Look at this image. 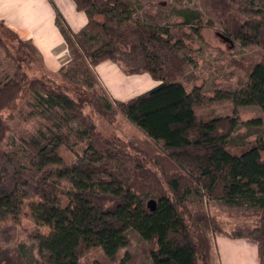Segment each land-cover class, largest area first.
Listing matches in <instances>:
<instances>
[{"label": "trees", "instance_id": "trees-1", "mask_svg": "<svg viewBox=\"0 0 264 264\" xmlns=\"http://www.w3.org/2000/svg\"><path fill=\"white\" fill-rule=\"evenodd\" d=\"M208 1L220 7L229 38L259 48L235 61L246 76L241 87L217 89L211 97L200 88L188 90L184 80L196 50L183 29L200 38L203 28L196 11H180L179 22L158 25L134 0H72L86 17L73 32L56 9L54 24L77 69L93 73L110 61L127 76L147 74L157 83L125 101L110 98L101 86L95 90L45 73L39 50L0 21L16 45L0 39L15 67L0 84V144L13 118L11 106L28 92L35 119L16 146L0 147V225L17 221L31 191L37 201L30 216L48 229L35 236L45 264H101L89 255L81 260L89 248H99L108 262L131 264L128 254L120 256L127 230L149 245L151 264H213L217 236L254 242L258 264H264V143L230 142L237 107L264 111V0ZM223 100L233 106L231 115L198 120L201 106ZM118 115L143 140L121 142L98 129L96 117L112 125ZM203 199L247 205L255 221L227 229ZM17 253L0 250V264H18Z\"/></svg>", "mask_w": 264, "mask_h": 264}, {"label": "rangeland", "instance_id": "rangeland-1", "mask_svg": "<svg viewBox=\"0 0 264 264\" xmlns=\"http://www.w3.org/2000/svg\"><path fill=\"white\" fill-rule=\"evenodd\" d=\"M139 8V12L147 17L148 20L153 19V23L158 25L166 24V22H179L180 11H196L199 13V20L203 25L201 37L198 38L189 32L187 28L183 29L189 40L192 42V49L196 50L193 55L194 63L192 68L185 76L186 88L189 90L193 87L200 88L199 92L209 97L217 89H239L242 82L246 81L244 70L236 66L235 61L243 62L246 57L255 56L259 53V48L255 46H247L238 42H234L229 38L224 30L222 11L218 5L208 0H134ZM44 2L53 9L56 16L57 9L61 15L65 16L63 7L57 0H44ZM262 0H255L256 5H261ZM62 16V17H63ZM65 18V17H64ZM177 29V28H175ZM182 30V31H183ZM4 31L0 28V39L5 40L7 44L16 49L14 38L9 35H3ZM58 61L60 69L56 73L64 80H70L74 84L87 86L91 89L100 90V81L98 77L88 69H77L73 63H69L70 57L66 56V48L64 44L58 47L62 49ZM198 50V51H197ZM63 66V67H62ZM14 63L10 60L0 45V84L11 77L14 70ZM45 73L51 70L45 69ZM52 72V71H51ZM150 82L149 75H146ZM102 87V86H101ZM100 98L103 97L100 95ZM33 99L31 93H25L14 103L10 111L13 118L8 121V130L0 147L5 151L18 144L26 133L33 129L35 119L30 117V102ZM233 106L229 101L207 102V105L201 106L198 111L199 119H211L216 117H225L232 114ZM238 127L235 134L230 140L234 145H240L245 141H254L259 138L264 143V111L257 106H241L237 107ZM98 123L97 127L105 136L115 137L121 142L143 140V135L137 131L124 117L118 115L115 123L108 125L100 117L95 118ZM260 119L259 125L249 124L252 120ZM71 126L78 128L76 123ZM64 155H68L63 152ZM64 189L70 186L66 182H61ZM28 192V191H26ZM191 201H197L195 196H190ZM37 201V197L29 191V195L24 200V206L18 219L14 223H6L0 225V250L8 251L17 257V250L22 254V259L18 260V264H45L38 253V240L36 234L40 232L45 235L48 232L47 227L36 224L29 213V206L32 202ZM207 211L226 223V228L231 229L237 225H252L255 221L251 214V208L247 205L228 206L222 202L202 200ZM247 214V215H246ZM128 246L120 251V256L124 258L127 254L130 256L131 264H151L149 254L145 250L149 247L133 230L126 232ZM93 256L101 264H116L117 262H108L102 256L99 248H89L83 251L81 260L85 256ZM211 261L213 264L214 257Z\"/></svg>", "mask_w": 264, "mask_h": 264}, {"label": "crops", "instance_id": "crops-1", "mask_svg": "<svg viewBox=\"0 0 264 264\" xmlns=\"http://www.w3.org/2000/svg\"><path fill=\"white\" fill-rule=\"evenodd\" d=\"M57 1L63 7L65 16H62L70 29L79 31L86 23L85 15L75 9L72 0ZM54 19L53 9L44 0H0V21L20 39L30 41L39 50L43 67L51 70L50 74L60 69L58 61L62 58L60 53L63 48L57 49L64 44ZM92 70L108 96L115 100H128L157 85L155 81L150 82L147 74L125 75L110 61L102 62ZM213 257L215 264H258L256 244L247 239L215 237L212 260Z\"/></svg>", "mask_w": 264, "mask_h": 264}]
</instances>
